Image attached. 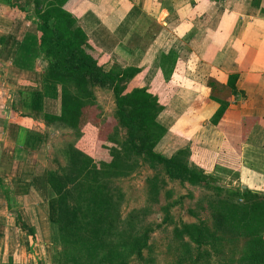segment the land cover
Instances as JSON below:
<instances>
[{"label": "crops", "instance_id": "0c3cea01", "mask_svg": "<svg viewBox=\"0 0 264 264\" xmlns=\"http://www.w3.org/2000/svg\"><path fill=\"white\" fill-rule=\"evenodd\" d=\"M26 1L0 0V11L30 15L22 9ZM65 5L94 51L108 59L105 69H142L131 83L164 107L159 121L167 132L159 145L176 138L173 152L190 147L191 161L225 186L264 193V0ZM17 18L0 12V251L8 256V234L20 244L23 235L19 225L9 227L12 217L5 219L22 218L21 206L50 230L56 205L38 154L52 128L45 115L61 112V86L43 77L48 63L36 19Z\"/></svg>", "mask_w": 264, "mask_h": 264}, {"label": "trees", "instance_id": "16d2710c", "mask_svg": "<svg viewBox=\"0 0 264 264\" xmlns=\"http://www.w3.org/2000/svg\"><path fill=\"white\" fill-rule=\"evenodd\" d=\"M67 1L27 0L22 7L25 12H33L41 32L39 48L48 59L43 77L61 86V112L45 115V122L49 126L60 124L69 128L81 139L80 145L76 142L65 145L62 151L67 160L65 165L59 169L48 168L45 173L57 200L60 246L55 252L56 264L149 261L154 247L150 241L151 229L138 227L141 221L136 213L123 216V193L115 189L120 198L116 199L111 186L112 179L131 176L140 158L153 167L162 165L171 179H179L207 192V206L212 217L224 226V229L215 227L204 220L175 226L173 231L179 243L176 261L172 264H264V193L221 184L191 161L188 146L170 156L158 150L167 132L159 121L164 107L145 87L132 85L142 69H123L118 65L105 69L108 59L94 51L88 36L78 25V18L66 7ZM95 87L113 91L114 118L127 131L123 139L111 137L114 144L106 147L111 160L97 161L94 154L80 147L85 140L84 132L92 125L98 128L100 122L97 110H102ZM94 128L91 135L100 134L101 130ZM149 182L156 198L160 185L153 179ZM188 210L195 215L196 209ZM26 227L34 236L35 229ZM219 228L222 231L219 232ZM226 231L250 240L241 250V238H229ZM229 248H234V255L242 252L238 262L234 258L216 263L210 261L213 253L226 255ZM0 264L22 263L9 260Z\"/></svg>", "mask_w": 264, "mask_h": 264}, {"label": "rangeland", "instance_id": "374dc122", "mask_svg": "<svg viewBox=\"0 0 264 264\" xmlns=\"http://www.w3.org/2000/svg\"><path fill=\"white\" fill-rule=\"evenodd\" d=\"M1 9L2 11L0 12L4 13L6 17H18L17 19L22 18L28 20L33 16L32 11L30 12V15H25V13L13 10L11 7ZM23 30H26L25 26L23 27ZM45 60L48 62V59L45 58ZM94 89L102 110V112L97 110V112H100V117L98 116L100 118L98 128L100 129L94 128L95 126L92 124V126L89 125L91 127L84 132L85 140H83V146L80 147H82L88 154H94L93 157H95L97 161H101L104 158L111 160L110 153L106 148L107 146L114 144L111 137L123 139L126 136L127 131L121 127V125H118L116 119L114 118L116 101L113 91L109 88L102 87H95ZM93 128L97 129L99 132L101 130L100 134L97 132L94 133L95 135H91ZM80 141L81 139H77L71 129L65 128L60 124L52 126L49 131L45 132V139L42 143V151L38 154L41 170H45L46 168L59 169L60 166L65 165L67 160L62 152L65 145L73 142H76V145H80ZM177 142L178 140H176V138H169L165 143L159 145L157 149L165 155L170 156L174 153L173 146ZM150 179L158 181V184L160 185V190L156 198H154L151 191L152 184L149 182ZM220 181L219 182L221 184L225 185L223 183L225 180ZM111 186L113 187L116 199L120 198L115 189L119 188L123 193V198H121V213L123 216L136 213L139 216L138 220L141 221V224H139L138 227H149L151 229L150 241L154 247L152 253L149 255V261L144 262L139 259H133L131 264L174 263L177 257L176 246L179 243V238L175 237L173 231L175 226H183L184 223L204 220L212 224V226L222 227L224 229V226L220 224L217 218L214 216L212 217V212L207 206L209 201V198L206 197L207 192L188 183H182L179 179H171L162 165H156L153 167L150 166V162H145L140 158L139 165L131 176L114 178L111 181ZM48 195L53 197L50 202L57 205L55 193L52 192L51 189L49 190ZM202 198L203 201L201 202ZM31 204L32 203L29 202L28 207L31 208L35 205ZM148 205L149 208H145ZM188 209H196L195 215L190 214ZM26 211L27 209H22L21 206V212L23 215L22 218L17 219L14 215H9L8 218L6 217L5 223L8 219H10V217H12L10 219L11 226L9 225V227L15 229L16 226L19 225L18 227L23 235V244L19 243V239H16V234L10 232L8 234L10 236L9 241L11 246L9 250L12 251L13 256H8L9 254L6 250L0 251V263L13 260L15 263L22 264H56L55 252L56 248L60 246L57 211L50 219V230L48 225L44 227L45 223L43 218L36 219L37 217L35 216H32L31 218ZM168 215L169 217H167ZM165 218H167V220H164ZM16 221L17 225L15 224ZM32 224H36L34 227L35 234L32 237L35 242L37 241L35 246H33L34 243L31 242L32 239L27 236L28 231L25 228V225L30 227ZM220 231L222 230L219 228V232ZM227 234L229 238H241L239 242L241 250H243L242 248L247 245V240H250L248 238H242L238 235L232 234L231 231H226L225 235ZM15 243H17V245ZM233 249L231 250L229 248L227 251L229 253L226 255H216V253H213L210 261L212 263H216L217 261H226L229 258H234L237 259L235 261L238 262L240 260L239 256L241 251L234 255ZM194 251L196 253V249H194ZM145 253L146 255L149 254L148 251Z\"/></svg>", "mask_w": 264, "mask_h": 264}]
</instances>
